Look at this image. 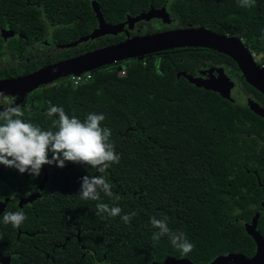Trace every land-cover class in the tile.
<instances>
[{
  "label": "trees",
  "instance_id": "obj_1",
  "mask_svg": "<svg viewBox=\"0 0 264 264\" xmlns=\"http://www.w3.org/2000/svg\"><path fill=\"white\" fill-rule=\"evenodd\" d=\"M91 1L30 0L32 4L23 8L27 12L45 9L54 25L67 19L76 30H8L14 34L6 37V42L0 36V71L24 63L11 57L33 54L31 50L45 34L56 45L89 35L97 26ZM95 1L109 23L121 22L127 15L150 7H165L171 21L168 28L203 26L218 34L237 36L251 53L264 55V0ZM141 21L145 22H137ZM145 24V30L132 28L130 34L158 31L149 30V22ZM124 38V32L104 34L61 50L81 54ZM189 49L193 48H170L141 59L126 58L91 70L85 82L74 85L68 75L36 92L37 108L27 120L50 127L51 118L45 113L49 102L80 118L90 111L103 112L105 120L101 123L111 129L110 139L120 160L105 170L113 197L100 192L98 201L81 199L78 193L79 178L98 174L94 168L68 161V168L52 169L44 196L37 197L34 211L23 224L34 235L30 239L23 233L18 240L12 237L14 244L8 252H17L13 264H90L72 247L56 249L51 254L53 260L44 257L54 242L75 227L89 236L88 244L95 250L93 258L102 264H152L168 256L208 264L220 254L254 253L255 243L244 223L259 211L256 230L264 237V145L259 146L253 137L252 125L254 122L256 134L261 135L264 120L248 105L197 87L182 75L177 77L181 71L197 74L201 62L233 65L229 56L216 50L202 55L200 49ZM58 50L43 44L42 52L36 53L39 64L49 57H60ZM30 62L32 68L38 67L34 58ZM120 70H124L123 75H119ZM236 74L244 94H250L251 86L239 72ZM4 194L0 189V197ZM117 195L119 199H114ZM100 202L118 204L121 213L134 211L135 215L125 223L119 215L110 217L99 211L96 205ZM162 215L167 216L171 230L183 231L192 242L189 253L182 254L173 247L167 235L153 240L155 229L149 217ZM62 224L70 226L63 228Z\"/></svg>",
  "mask_w": 264,
  "mask_h": 264
},
{
  "label": "water",
  "instance_id": "obj_2",
  "mask_svg": "<svg viewBox=\"0 0 264 264\" xmlns=\"http://www.w3.org/2000/svg\"><path fill=\"white\" fill-rule=\"evenodd\" d=\"M93 11L97 19V26L93 28L89 35L79 37L77 40L64 44L72 46L81 40L95 38L104 34H117L124 32L125 38L112 44H108L79 55L58 61L41 67L27 75L16 78L0 80L1 94L25 93L47 83L52 79L67 75L80 74L91 71L103 65H108L126 58L136 57L141 59L148 53L162 51L177 47H205L216 50L229 56L234 60L241 71L246 83L258 89L264 94V68L259 67L253 58V54L243 44L241 39L234 35L218 34L203 26L179 27L170 30H162L144 34L130 35L129 30L133 28L135 22L139 20L148 21L153 17L162 19L164 23H170L169 11L165 7H150L145 12L137 15H127L125 20L118 23L106 22L99 10L98 3L91 1ZM0 34L9 37L14 32L1 30ZM216 72V73H214ZM206 78L195 77L190 73L181 71L177 77H185L191 84L210 89L217 92L223 98L234 103H243L242 96L236 88L233 79L228 78L221 69H210ZM251 110L264 119V110L256 105H250ZM36 193L27 196L24 201H32ZM3 204H0V210ZM263 205L261 204V207ZM260 212L257 211L249 222L244 223L246 233L251 236L255 243V250L251 256L242 253L220 254L210 260L208 264H264V237L256 230L257 220ZM2 264H10L7 258L0 257ZM152 264H193L188 258H175L168 256L161 262H151Z\"/></svg>",
  "mask_w": 264,
  "mask_h": 264
},
{
  "label": "clouds",
  "instance_id": "obj_3",
  "mask_svg": "<svg viewBox=\"0 0 264 264\" xmlns=\"http://www.w3.org/2000/svg\"><path fill=\"white\" fill-rule=\"evenodd\" d=\"M45 113L51 118L50 127H41L22 119L23 113L15 106L0 108V165L38 176L43 164L63 167L66 161L81 163L98 173L85 174L79 178L78 193L81 199L98 201L100 192L113 197L112 184L105 170L110 164L119 162L120 154L115 151L110 139L111 129L101 123L105 120L104 113L90 111L80 118L66 113L63 106L51 102ZM114 199H119V196ZM96 207L110 217L119 215L125 223L135 215L134 211L121 213L118 204L110 206L100 202ZM24 219L22 210L7 211L0 215V224L17 227ZM149 223L155 229L151 234L153 240L167 235L170 244L182 254L192 250L193 244L183 231L168 227L166 215L151 216Z\"/></svg>",
  "mask_w": 264,
  "mask_h": 264
},
{
  "label": "flooded vegetation",
  "instance_id": "obj_4",
  "mask_svg": "<svg viewBox=\"0 0 264 264\" xmlns=\"http://www.w3.org/2000/svg\"><path fill=\"white\" fill-rule=\"evenodd\" d=\"M11 1L12 3L9 2L8 0H0V31L1 30H53V28H59L60 30H76L74 26L71 25L70 21L67 19L65 22L62 20L63 22L62 24L57 23L56 25H54L53 22L48 20L45 9L39 10L38 12L36 9L33 13L27 12L23 8L26 5L32 4L30 0H11ZM145 22H149L150 25L152 26V28H150L149 30L162 31V30H170V29L177 28V27L168 28L167 23L165 24L162 23L163 22L162 19L157 18V17H153ZM145 22L141 21L140 23L138 22L135 23V25H133L132 30H145L144 29L146 25ZM130 35H133V34H130ZM47 37L48 35L45 34L43 41H39L36 44V49L33 48V50H31L33 54L31 55L18 54V55L12 56L11 58L15 59L16 62L17 60H20V59L24 60L25 62L22 64L17 63L13 65V68L7 72L0 71V75H1L0 80L8 79V78H16V77H20L23 75H27L46 65H49V64H52L58 61H62L67 58H71L73 56L80 54V53L69 54L68 52L64 53V51L61 49H63V46L65 43H61L60 45L57 43L56 45L50 35L48 37L49 39H47ZM2 40L3 42H6L8 38L5 37ZM34 40H37V39L34 38ZM24 41L25 43L29 45V40L25 39ZM42 43L45 44L46 46L49 45L53 47H58L59 48L58 51H60L58 55H60V57L55 58L53 60H51L53 56L49 57L48 60L44 64L40 65L39 64L40 56L36 53L42 52V47H43ZM187 48H193L189 50L196 51V52H198V50L200 49L202 55H210L212 53L214 54L215 52L214 50H211L205 47L191 46ZM263 56H264L263 54L262 55H257L255 53L253 54L255 63L261 68H264V59H262ZM31 57L35 59L37 66H38L37 68H32L33 64L30 62ZM201 63H202L201 68L197 70V74H193V75L191 74L192 76L206 78L209 74L208 72L210 69H221L228 78L233 79L235 81L237 91L239 92V95L242 96L243 98V104L248 105L249 108H250V105H256L264 110V94L263 93H261L258 89H255V87L249 84L251 86L250 94H247V95L244 94L242 88L240 87L241 83L239 82V79L236 73L239 72L241 76L242 74L234 60H233L232 66L226 65V67L222 65H213L211 63H206V62H201ZM61 78L63 77H58V78L52 79L51 81L47 83H42L39 86L25 93L1 94L0 95V108L15 106L23 113L22 119L29 118V116L27 115L32 113V111L37 108L36 104L34 103L36 92L39 90H42L43 86L45 85L57 84ZM251 111L254 113L253 110ZM254 115L263 119L257 113H254ZM34 123H37V122H34ZM252 125L254 128L253 137H256V139L259 141L258 143L259 146L264 145V123L260 127V132L262 133L261 135L256 134L257 129H255L254 122ZM68 166H69V162L66 161L63 167L68 168ZM58 168L54 164L53 165L43 164L41 166L40 174L38 176H32L31 174L27 172L20 173L18 172V170H16L13 167H6L3 165H0V189L6 192V194L0 197V204H3L0 210V215H2L4 212L13 211L17 209L22 210L25 213V219L17 227H13L11 224H0V247L2 245L3 247L2 249L5 251L4 252L2 249H0V257L7 258L10 264L14 263L13 257L17 253L14 250H12L11 252H8V250H10L14 244L12 237H15V240H18L21 233H23L30 239L31 236L34 235L33 233L28 232L23 227V224L25 220L31 216L30 213L34 211L35 206L33 204L35 203V200L37 199V197L44 196L45 186H47L46 181L49 178L51 170L58 169ZM253 173H256V170H253ZM32 193H36V197L32 201H24V199L27 196L31 195ZM262 205L264 206L263 202H262ZM263 206L261 208H263ZM61 226L63 228H68L70 225L62 224ZM72 228L74 227L72 226ZM74 229H75L74 231L67 230L66 231L67 233L63 236V238L60 241L54 242L52 244L53 247L51 248L50 253L45 251L44 257L45 258L49 257V259L53 260L51 254L54 253L56 249L57 250L64 249L65 251V249L72 247L74 248V250H79L80 253L82 254L81 256H86L87 260L91 261L90 264H102L101 262L93 258V254H95V250L92 244L90 243L88 244L90 240L89 236H85V234H83L86 232L81 231L77 227H75ZM5 233H6V236H5ZM0 264L2 263L0 262Z\"/></svg>",
  "mask_w": 264,
  "mask_h": 264
},
{
  "label": "built area",
  "instance_id": "obj_5",
  "mask_svg": "<svg viewBox=\"0 0 264 264\" xmlns=\"http://www.w3.org/2000/svg\"><path fill=\"white\" fill-rule=\"evenodd\" d=\"M123 74H124V70H120L119 75H123ZM90 77H91L90 72H82L80 74L70 75V80L74 85H77L79 83L87 81Z\"/></svg>",
  "mask_w": 264,
  "mask_h": 264
},
{
  "label": "rangeland",
  "instance_id": "obj_6",
  "mask_svg": "<svg viewBox=\"0 0 264 264\" xmlns=\"http://www.w3.org/2000/svg\"><path fill=\"white\" fill-rule=\"evenodd\" d=\"M257 57H259V56H257ZM241 97V96H240Z\"/></svg>",
  "mask_w": 264,
  "mask_h": 264
}]
</instances>
